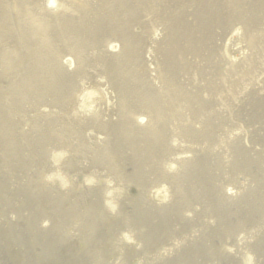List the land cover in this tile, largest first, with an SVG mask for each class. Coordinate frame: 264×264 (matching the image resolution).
<instances>
[{
	"label": "rangeland",
	"instance_id": "374dc122",
	"mask_svg": "<svg viewBox=\"0 0 264 264\" xmlns=\"http://www.w3.org/2000/svg\"><path fill=\"white\" fill-rule=\"evenodd\" d=\"M48 2L0 0V165L44 233L16 264L262 260L264 0Z\"/></svg>",
	"mask_w": 264,
	"mask_h": 264
},
{
	"label": "bare ground",
	"instance_id": "6f19581e",
	"mask_svg": "<svg viewBox=\"0 0 264 264\" xmlns=\"http://www.w3.org/2000/svg\"><path fill=\"white\" fill-rule=\"evenodd\" d=\"M48 3L49 5L53 4V0H49ZM110 50L111 51L116 50V45L111 44ZM144 114L146 115H143V114L142 116L138 115L136 119H138L137 121L139 123H143L144 121H147V118H148L147 124H149L155 116H159L161 114V110L157 107L151 106L149 107V109H146V113L144 112ZM171 132L173 133L175 132V130H172ZM109 166H110V169L114 168L113 165H109ZM11 170L12 168L8 171H4L3 166L0 165V264H16L17 261L20 260L19 257L22 258L23 263H26L27 257H28V251L30 249L28 241L31 240L33 237L34 242H35V235H38L40 237L44 235V233L41 232L40 227L37 226V224L40 223L41 221L37 220L36 222L32 218V216H30V214H27L29 213L30 209L26 210L27 212L25 215H26L27 221L24 222L26 227L30 230V234L28 235L21 234L20 231H18L14 227L15 223H18V222H17V219H15L14 221L15 223L11 221V218H12L11 215L17 214V211L12 209L14 202L17 200L16 198L13 197V192H15L16 189H19V183L17 182L21 180V177L18 175L12 174ZM54 173L55 174H52L54 176L53 179H58L56 181V184L62 186L63 183H65V180H63V177H59L56 174V172ZM44 177L45 179H47L48 175L45 174ZM37 184L38 183H36V185ZM44 184H45V187L43 186L44 189H42L41 192H38V194H34V198H36L37 201L41 203H44L46 199L44 192L46 191L47 187H55V188L61 189L58 186H54L52 183H49L48 185L46 183ZM33 186H34L33 182L26 183L25 185H23L24 188L20 189L19 191H21L23 195L28 196V198H31L30 193H34L33 191H31ZM47 189H50V188H47ZM40 194H43L44 196ZM51 199L53 200L55 199V197H51ZM54 205L58 206L57 203H55ZM41 227H44V225L42 224ZM42 249L44 251H47V247L45 245H42ZM166 259L163 260V263L166 261ZM49 260H50L49 255H46L45 261L42 264H48ZM257 260H260V259H256L252 262V258L249 256L248 260H246V263L244 264H256L258 262Z\"/></svg>",
	"mask_w": 264,
	"mask_h": 264
}]
</instances>
